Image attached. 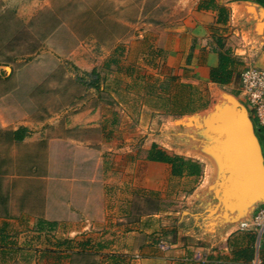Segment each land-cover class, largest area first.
Returning a JSON list of instances; mask_svg holds the SVG:
<instances>
[{
	"label": "rangeland",
	"instance_id": "obj_1",
	"mask_svg": "<svg viewBox=\"0 0 264 264\" xmlns=\"http://www.w3.org/2000/svg\"><path fill=\"white\" fill-rule=\"evenodd\" d=\"M190 1L0 0V216L34 217L21 225L28 229L38 228L35 219L42 216L47 217L44 230L54 221L60 230L90 224L96 235L75 238L141 244L148 235L144 230L136 239L128 233L136 218L146 221L197 190L215 202L223 175L211 181V167L200 181L174 178L165 191L143 187L146 170L157 171L145 159L152 145L186 157L209 146L181 137L190 131L188 119L212 113L218 93L208 108L190 115H168L159 108L168 102L164 96L189 93L165 81L173 72V51L165 45L178 44L173 36L188 16ZM186 45L184 39L180 46ZM90 195L93 202L84 207ZM101 200L112 215L128 213L116 220L119 233L101 235L99 219L88 216L94 205L101 211ZM186 208L187 203L180 206ZM160 219L158 228L164 229ZM166 242L157 240L162 246ZM34 249L21 255L26 261L12 264H33ZM112 254L120 256L116 264L138 262L134 252L103 257L90 252L77 253L71 264H98L101 258L112 264Z\"/></svg>",
	"mask_w": 264,
	"mask_h": 264
},
{
	"label": "crops",
	"instance_id": "obj_2",
	"mask_svg": "<svg viewBox=\"0 0 264 264\" xmlns=\"http://www.w3.org/2000/svg\"><path fill=\"white\" fill-rule=\"evenodd\" d=\"M209 1L191 0L188 16L181 23L179 33L173 36L178 44H175L174 47L166 46V38H163V43L159 45H165V48H170L173 51L174 56L172 55L170 58L171 66H173L171 75L177 76L179 82L190 83L200 88L201 86L205 87L208 91L210 103L212 101L211 97L218 93L215 97L216 101L213 102V110L217 104L224 105L228 103L229 96L241 101L239 72L244 66L254 65L264 68V0H212V5L210 4L206 7L205 4ZM201 4L204 5L201 7ZM219 7L227 9L228 19L226 22L218 21ZM216 37H222L224 47L230 48L234 55L241 58L244 62L243 66L237 67L231 82L224 86H220L209 79L210 69L219 65V54L216 51L215 43ZM184 39L187 41V45L182 47L180 45L183 44ZM248 115L253 121L250 113ZM204 119L186 121L190 131L183 133V135L181 134V140L185 137L186 140L191 139L196 142L202 140L212 144V149L209 148L210 146H206L207 150L200 153L196 152V156L187 155L189 156L187 158L202 163V174L199 177H175L171 174L169 164L148 161L145 158L146 162L154 166L157 171L146 170L147 185H143V187L154 191L163 190L164 188L165 191L174 178L180 181L187 179H199L200 181L210 167L215 173V175H212L211 181L214 177L223 175L219 179V187L220 181L229 173V167L220 159V152L217 153L215 149L218 144L226 140L227 136L208 132L204 128ZM257 129V135L264 155V125H258ZM200 134L210 136V138L202 139ZM182 154L186 153H181L180 155ZM55 176L57 180H60V175ZM83 184L87 187L92 185L89 183ZM205 194V192L204 195L200 194L198 190L193 195L182 194L179 199L172 200L173 203H178L174 204L173 207H167L149 214L146 221H143L142 217L136 218L128 233L136 239L140 236L139 232L144 230L143 233L146 232L148 235L143 243L120 245L121 242L115 241V239H113L115 244L109 241L105 243L99 241L100 247L97 252L101 254V257L107 252H134V256L137 257V264H263L259 251L261 245L264 244V239L259 241L257 236L254 243L255 258L252 261H236L234 260L233 252L240 247L247 246L248 232L239 230L240 223L250 220L257 209L264 206V198L258 199L251 205H245L235 199H225L224 196L217 198L214 193L213 199L215 202L211 204V201H206ZM91 200V195L87 199L85 198V201H83L84 207H88L89 203L93 202ZM101 202V211L94 205V210L89 211L90 213L87 212L88 216L93 219H99L101 235L104 233L109 234L112 230H116L119 233L120 226L116 227V220L122 221L126 216L128 217V213H115V215H112L113 212L109 209V203L106 200L104 202L101 200ZM185 203L188 204V208L180 209V206L182 207ZM7 204L5 202L4 207ZM41 204L39 205L40 208L42 207ZM10 206L11 203H9L8 207L10 208ZM197 209L200 210L198 211ZM68 212L71 213L70 210ZM161 217L164 221V229L158 228L161 223ZM44 218L47 219V217L42 216L36 217L35 220L40 221L44 220ZM31 219H34V217L29 218L27 215L22 214L10 217L0 216V264H6V262L12 264L13 261L20 260L19 258L26 261L21 255L24 252H31L34 248L36 250L34 249L33 251H38L39 255H34L33 264H71L79 249L77 242L80 239L75 238V235L77 233H83L86 236L96 235L92 231L93 227L90 224L89 226L87 225L88 227H80L79 229L67 228V230H60L61 225L57 222L55 227L50 230L35 228L33 225L29 229L21 226L24 221L28 223ZM153 223H156V225L153 226ZM146 224L147 227H152V229H142L141 225L144 226ZM160 237L167 240L166 245L157 244V240ZM90 238L92 239L93 237ZM65 240H69L72 246L61 245V242ZM157 245L167 251H161ZM107 260L109 261V259ZM106 261L102 258L100 259L101 264H106Z\"/></svg>",
	"mask_w": 264,
	"mask_h": 264
},
{
	"label": "water",
	"instance_id": "obj_3",
	"mask_svg": "<svg viewBox=\"0 0 264 264\" xmlns=\"http://www.w3.org/2000/svg\"><path fill=\"white\" fill-rule=\"evenodd\" d=\"M228 100L224 105H215L204 119L208 132L227 136L221 144L217 143L215 151L220 152L229 173L220 181L215 195L251 205L264 198V155L247 106L230 96Z\"/></svg>",
	"mask_w": 264,
	"mask_h": 264
},
{
	"label": "trees",
	"instance_id": "obj_4",
	"mask_svg": "<svg viewBox=\"0 0 264 264\" xmlns=\"http://www.w3.org/2000/svg\"><path fill=\"white\" fill-rule=\"evenodd\" d=\"M213 1L210 0L206 5L208 7L212 5ZM204 5V4H203ZM201 4V7L203 6ZM219 22H226L228 19L227 9L225 7H219ZM216 51L219 54V65L217 67H212L209 72L210 81L219 84L220 86L227 85L231 82L234 72L238 66H243L244 62L241 58L234 55L230 48H225L224 41L222 37L215 38ZM243 69V68H242ZM239 72V78L240 73ZM165 81L170 82V84H176L180 87L188 89L189 93L184 92L179 93L175 92L170 97L164 96L165 102L159 108L163 109L164 112L168 115H185L191 114L198 110L206 108L210 103V98L208 95L207 89H202L196 87L190 83L179 82L177 76L169 75L165 78ZM149 93H153L152 88L149 90ZM159 98H163L161 95H158ZM148 161L153 162H164L170 165L171 174L175 177H184V176H195L199 177L203 171V165L201 162L187 158L183 155L169 152L168 150L161 148L157 145H152L146 155ZM46 221L40 220L38 223V228L45 229ZM56 225V222L48 223L47 229H53ZM256 235L252 232H248V244L245 247H240L233 252L234 260L250 262L255 258V243ZM65 244L68 247H71L72 244L69 240L61 242V245ZM100 242H93L92 239H86L77 242L79 247L76 253H90L97 252L99 249ZM96 250V251H95ZM260 258L264 264V244L260 247ZM112 260V264H116L119 261L120 256L117 254H112L109 256ZM98 264H101L98 262Z\"/></svg>",
	"mask_w": 264,
	"mask_h": 264
},
{
	"label": "built area",
	"instance_id": "obj_5",
	"mask_svg": "<svg viewBox=\"0 0 264 264\" xmlns=\"http://www.w3.org/2000/svg\"><path fill=\"white\" fill-rule=\"evenodd\" d=\"M240 99L252 112L258 125H264V68L246 65L240 73ZM239 230L252 232L259 241L264 239V206L250 220L240 223Z\"/></svg>",
	"mask_w": 264,
	"mask_h": 264
}]
</instances>
